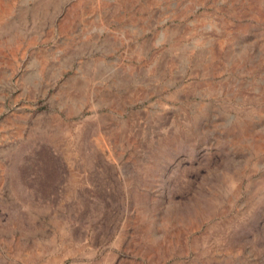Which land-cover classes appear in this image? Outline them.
Listing matches in <instances>:
<instances>
[{
  "label": "rangeland",
  "instance_id": "obj_1",
  "mask_svg": "<svg viewBox=\"0 0 264 264\" xmlns=\"http://www.w3.org/2000/svg\"><path fill=\"white\" fill-rule=\"evenodd\" d=\"M0 264H264V0H0Z\"/></svg>",
  "mask_w": 264,
  "mask_h": 264
}]
</instances>
